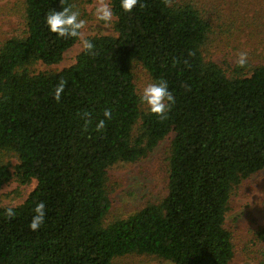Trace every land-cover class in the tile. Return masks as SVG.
Here are the masks:
<instances>
[{
    "label": "trees",
    "instance_id": "16d2710c",
    "mask_svg": "<svg viewBox=\"0 0 264 264\" xmlns=\"http://www.w3.org/2000/svg\"><path fill=\"white\" fill-rule=\"evenodd\" d=\"M23 1L25 35L0 46V156L16 160L11 171L0 159V189L11 179L36 185L14 218L0 208V264H112L127 256L230 264V197L264 169V62L225 69L205 56L215 24L192 0H140L146 7L131 12L110 0L114 34L88 38L94 55L82 50L58 72L30 73L36 62L59 64L77 43L51 33L45 17L62 6L79 11L80 2ZM135 64L152 83L167 81L175 97L167 119L141 109ZM60 78L67 83L57 102ZM106 108L112 119L97 132ZM171 133L166 195L106 224L108 170L147 158ZM41 201L45 222L32 231ZM256 235L264 242V228Z\"/></svg>",
    "mask_w": 264,
    "mask_h": 264
},
{
    "label": "rangeland",
    "instance_id": "374dc122",
    "mask_svg": "<svg viewBox=\"0 0 264 264\" xmlns=\"http://www.w3.org/2000/svg\"><path fill=\"white\" fill-rule=\"evenodd\" d=\"M204 7L215 24L210 47L205 56L225 69L236 65L239 52L248 53V62H264V0H192ZM80 17L87 21L84 30L87 38L113 35L112 25L105 27L93 16L95 0H79ZM23 0H0V46L12 37L25 35ZM216 20V21H215ZM82 51L79 41L72 46L57 65L46 66L36 62L27 67L30 73L58 72L69 67ZM134 84L138 95L148 83H152L139 64L133 66ZM141 109L149 110L141 102ZM169 134L147 158L132 164H117L108 170V187L111 208L105 223L125 219L146 204L158 202L167 192L170 142ZM0 159L9 164L12 171L16 164L10 153H2ZM32 180L20 185L15 179L2 185L0 208L15 207L25 201L35 188ZM225 228L230 232L233 257L230 264H261L264 242L256 233L264 228V169L242 181L233 191L225 218ZM112 264H169L145 256H127Z\"/></svg>",
    "mask_w": 264,
    "mask_h": 264
},
{
    "label": "clouds",
    "instance_id": "9594fccd",
    "mask_svg": "<svg viewBox=\"0 0 264 264\" xmlns=\"http://www.w3.org/2000/svg\"><path fill=\"white\" fill-rule=\"evenodd\" d=\"M165 5L169 6L171 0H164ZM63 5V0H61ZM139 5L140 8L146 7L140 0H120V7L124 12H131ZM74 6L69 5L67 7L62 6L59 11L52 10L45 17V23L51 33L56 34L60 38H75L78 39L81 49L89 54L94 55L92 51L94 45L87 38L85 29L87 28V21L80 17V12L73 10ZM93 16L99 22H103L105 27L112 25L114 21V12L110 0H95ZM237 67H245L248 63V53L246 51L239 52L235 61ZM66 81L60 78L57 85L54 88V99L60 102L61 96L64 93ZM140 100L142 103L148 106L149 111L159 117L161 120L167 119V112L175 105V97L169 90V86L166 80H159L155 83H148L142 89ZM85 118V130L88 125L92 123L88 112H84ZM104 119L98 120L95 125L97 132H102L106 127V120L112 119V110L106 108L103 111ZM16 215L14 207H8L5 210V216L8 219L14 218ZM46 216V204L41 201L33 208V216L29 223V228L32 231L39 230L45 222Z\"/></svg>",
    "mask_w": 264,
    "mask_h": 264
}]
</instances>
